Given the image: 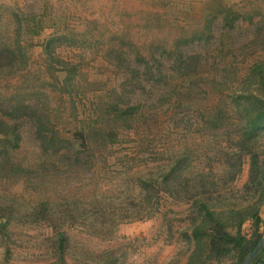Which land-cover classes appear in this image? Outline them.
Masks as SVG:
<instances>
[{
    "label": "rangeland",
    "instance_id": "1",
    "mask_svg": "<svg viewBox=\"0 0 264 264\" xmlns=\"http://www.w3.org/2000/svg\"><path fill=\"white\" fill-rule=\"evenodd\" d=\"M178 39L199 50L197 126L177 134L141 123L139 133L129 130L112 144L92 178L49 170L0 178V213L12 210L0 231V264H185L203 203L231 233L239 217L233 212L241 210L246 237L255 229L247 214L257 210L264 238V131L247 139L233 101L255 94L264 74V0H0V109L44 103L71 133L93 97L106 99L128 77L122 64L171 49ZM13 48L19 54L10 67L6 52ZM61 64L74 67L68 95ZM211 113L222 123L204 124ZM19 142L8 158L26 167L36 149L26 138ZM177 160L180 171L159 192L156 211L135 219L143 203L137 178L159 180ZM75 199L82 208L75 222L52 219V207L63 210ZM101 207L114 210L102 227L92 219ZM126 207L128 217L119 212ZM208 264H236L235 253Z\"/></svg>",
    "mask_w": 264,
    "mask_h": 264
},
{
    "label": "trees",
    "instance_id": "2",
    "mask_svg": "<svg viewBox=\"0 0 264 264\" xmlns=\"http://www.w3.org/2000/svg\"><path fill=\"white\" fill-rule=\"evenodd\" d=\"M186 41L178 39L171 49L153 51L146 60H140L135 64L130 62L122 64V69L128 77L122 79L117 87L112 86V93L106 99L93 97L94 99L88 102L79 125H76L71 133L64 134L44 103L25 105L11 102L6 110L0 109V178L7 179L14 174L28 177L29 174H37L41 170L92 178L100 173L101 166L107 161L106 153L112 144L121 142L124 133L129 130L131 133H139L137 129L143 125L141 123H145L146 127L151 125L154 129L158 126L162 129L164 127L166 131L177 134L196 127L197 123L193 122V118L199 111L195 103L201 98L203 90L200 86L202 71L195 61L199 56V50H192ZM8 52L7 65L13 67L19 49H9ZM46 53L51 57L49 51ZM257 67L262 65L259 64ZM60 69L65 71L61 81L64 87L62 92L65 95L67 92L71 94L74 83L70 70L74 67L66 68L62 65ZM258 75L256 93H242L233 100L237 110L242 113L243 132L247 139H251L252 135L259 131H264V74ZM75 96L77 94L74 92V100H81ZM3 116L7 118H2ZM218 121L219 116L211 113L204 124L216 126L222 123ZM24 138L31 141L36 149V158L32 159L34 163H28L26 167L13 164L11 158H8L9 151L18 147L19 141ZM182 156L185 158V153ZM181 160L163 169L159 180L141 176L137 178V186L143 193L140 202L143 203L140 208L134 209L135 219L148 217L156 211L160 199L159 192H167V188L171 187L173 173L180 171V168L174 165L181 163ZM78 203L79 201L75 199L71 207H65L63 210L52 207L50 214L58 216L52 219L67 216L70 221L75 222L82 214V208ZM201 206L204 208V214L201 224L194 229L193 248L185 264L218 262L231 252L235 253L236 264H241L261 239V234L258 233L260 217L257 210L247 214L254 222L255 229L251 237H246L240 230L244 219L241 210L233 212L239 217L235 231L231 233L224 222L213 217L212 211L206 208L204 203ZM2 209L0 231L4 235L12 210L6 207ZM47 210L42 208L43 212ZM128 210H131L130 207L119 212L128 217L130 215L126 214ZM113 213L114 210L104 207L93 208V222L100 224V227L105 226L101 224L113 219ZM52 227L55 228L56 224ZM58 242L62 247V238ZM249 264H264V245L259 248Z\"/></svg>",
    "mask_w": 264,
    "mask_h": 264
},
{
    "label": "water",
    "instance_id": "3",
    "mask_svg": "<svg viewBox=\"0 0 264 264\" xmlns=\"http://www.w3.org/2000/svg\"><path fill=\"white\" fill-rule=\"evenodd\" d=\"M264 242V238L260 239L257 245L253 248V250L248 254V256L244 259L242 264H249L253 256L256 254V252L261 247L262 243Z\"/></svg>",
    "mask_w": 264,
    "mask_h": 264
}]
</instances>
